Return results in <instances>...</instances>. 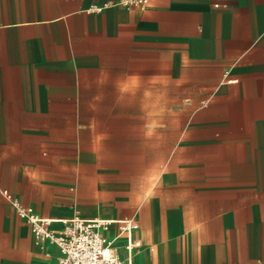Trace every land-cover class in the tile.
Segmentation results:
<instances>
[{"label":"crops","instance_id":"crops-1","mask_svg":"<svg viewBox=\"0 0 264 264\" xmlns=\"http://www.w3.org/2000/svg\"><path fill=\"white\" fill-rule=\"evenodd\" d=\"M117 1L0 0V188L133 221L131 264H264V0ZM57 255L0 194V264Z\"/></svg>","mask_w":264,"mask_h":264},{"label":"built area","instance_id":"built-area-1","mask_svg":"<svg viewBox=\"0 0 264 264\" xmlns=\"http://www.w3.org/2000/svg\"><path fill=\"white\" fill-rule=\"evenodd\" d=\"M150 0H119L125 8H142ZM101 7L93 8L94 11ZM0 194L13 208L15 214L30 227L33 243L42 248L45 243L58 250L55 264H131L134 248L139 242L133 239L136 226L131 220L85 219L77 215L71 218L53 220L42 218L33 208L26 206L8 190L0 188ZM54 224H57L56 226ZM116 225V234L108 235L110 227ZM125 238L126 259L118 254L114 240Z\"/></svg>","mask_w":264,"mask_h":264},{"label":"rangeland","instance_id":"rangeland-1","mask_svg":"<svg viewBox=\"0 0 264 264\" xmlns=\"http://www.w3.org/2000/svg\"><path fill=\"white\" fill-rule=\"evenodd\" d=\"M171 96H176L175 94H173V92L171 91V94H170ZM161 103L162 102H156L155 103V107H161ZM187 104L188 102H184V101H180V102H178V101H173V100H171L170 102H169V106H170V108L172 109V108H180L183 104ZM158 105V106H157ZM173 119H175V120H179V117H171V120H173ZM181 120H182V118H180Z\"/></svg>","mask_w":264,"mask_h":264}]
</instances>
